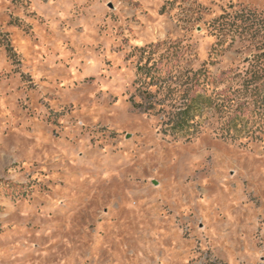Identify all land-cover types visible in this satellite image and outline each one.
Instances as JSON below:
<instances>
[{"label":"rangeland","instance_id":"obj_1","mask_svg":"<svg viewBox=\"0 0 264 264\" xmlns=\"http://www.w3.org/2000/svg\"><path fill=\"white\" fill-rule=\"evenodd\" d=\"M240 11L264 0H0V264H264V35ZM196 77L215 103L186 139Z\"/></svg>","mask_w":264,"mask_h":264},{"label":"trees","instance_id":"obj_2","mask_svg":"<svg viewBox=\"0 0 264 264\" xmlns=\"http://www.w3.org/2000/svg\"><path fill=\"white\" fill-rule=\"evenodd\" d=\"M233 17L235 20L232 23L237 24L236 26L254 28L256 33L264 35L263 16L251 11H240L235 13ZM224 97L229 96L225 94ZM213 103H215V98L206 92L205 87L199 83V78L196 77L185 107L176 113L175 120L169 129L176 136L188 139L194 134V129L201 120L204 107H211ZM247 122V117L241 113L230 116L228 123L229 128L233 131V137L239 138L246 132Z\"/></svg>","mask_w":264,"mask_h":264}]
</instances>
